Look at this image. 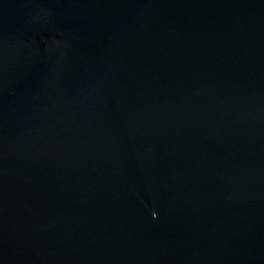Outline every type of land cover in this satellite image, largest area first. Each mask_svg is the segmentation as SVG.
Returning a JSON list of instances; mask_svg holds the SVG:
<instances>
[{
  "label": "water",
  "instance_id": "water-1",
  "mask_svg": "<svg viewBox=\"0 0 264 264\" xmlns=\"http://www.w3.org/2000/svg\"><path fill=\"white\" fill-rule=\"evenodd\" d=\"M0 264H264V0H0Z\"/></svg>",
  "mask_w": 264,
  "mask_h": 264
}]
</instances>
